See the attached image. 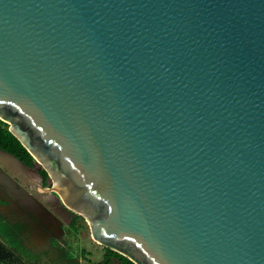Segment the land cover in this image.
<instances>
[{
	"label": "water",
	"instance_id": "95a60500",
	"mask_svg": "<svg viewBox=\"0 0 264 264\" xmlns=\"http://www.w3.org/2000/svg\"><path fill=\"white\" fill-rule=\"evenodd\" d=\"M0 120L104 248L264 264V0H0Z\"/></svg>",
	"mask_w": 264,
	"mask_h": 264
},
{
	"label": "crops",
	"instance_id": "0c3cea01",
	"mask_svg": "<svg viewBox=\"0 0 264 264\" xmlns=\"http://www.w3.org/2000/svg\"><path fill=\"white\" fill-rule=\"evenodd\" d=\"M25 169L23 171L14 170L13 172L15 174L19 173L23 179H27L28 181L33 180L31 171L27 167ZM1 172L0 212H2V215H0V219L9 227L10 234L11 231L14 232L16 240L18 238L21 241L24 249L31 252L33 258L21 259L22 255H18L6 242V239L1 237L2 232H0V241L15 253L24 264H41V259L33 255V249L38 250L40 256L46 258L44 264H70L72 261H75V258H72V260L69 258L68 236L73 231L69 227L70 217L68 214H63L55 208L40 207L35 217L36 221L32 220L30 216L25 214L24 208L20 204L13 203L6 197L11 191L10 187L13 189L17 188L14 181L16 176L10 178V181H8V176ZM78 261L81 262L79 259Z\"/></svg>",
	"mask_w": 264,
	"mask_h": 264
},
{
	"label": "flooded vegetation",
	"instance_id": "af4514ba",
	"mask_svg": "<svg viewBox=\"0 0 264 264\" xmlns=\"http://www.w3.org/2000/svg\"><path fill=\"white\" fill-rule=\"evenodd\" d=\"M24 163V162H23ZM26 167L31 171V176L33 180H27L20 177L19 173L15 174L14 172L11 175H15L16 179H14L15 184L17 185L16 189L11 188L7 198L10 199L11 202L20 204L25 211L27 216H30L32 220H35L36 215L38 214V210L40 207H51L55 208L58 211H61L63 214L66 213L70 217V229L74 233H78L80 231V227L78 226V221L83 219L81 216L77 215L75 212L66 208L61 201L58 199L57 195L44 193L42 188H48L51 186V180L47 172L39 167V165L33 160L32 164L29 165L24 163ZM44 172L46 175H44ZM10 175V176H11ZM18 175V176H17ZM13 178V176H11ZM8 186V185H7ZM104 259L100 263L94 262H86V264H105L107 249ZM77 258L75 261H72L70 264H77ZM111 264H122L116 258H111Z\"/></svg>",
	"mask_w": 264,
	"mask_h": 264
},
{
	"label": "rangeland",
	"instance_id": "374dc122",
	"mask_svg": "<svg viewBox=\"0 0 264 264\" xmlns=\"http://www.w3.org/2000/svg\"><path fill=\"white\" fill-rule=\"evenodd\" d=\"M78 226L80 227V231L78 233L72 232V234L68 236L69 258L71 260L72 258H79L81 262L78 261L77 264H86V262L89 261L94 263H100L104 259L106 250L102 245L92 239L90 228L84 219H80L78 221ZM11 234L10 229L8 227L7 237H11L13 240L18 241L20 243V247H13L10 240L3 233L1 237L6 239V242L18 253V255L33 258L31 256V252H29L28 250L26 251V249H24L21 241L18 238L16 240L14 232L11 231Z\"/></svg>",
	"mask_w": 264,
	"mask_h": 264
},
{
	"label": "trees",
	"instance_id": "16d2710c",
	"mask_svg": "<svg viewBox=\"0 0 264 264\" xmlns=\"http://www.w3.org/2000/svg\"><path fill=\"white\" fill-rule=\"evenodd\" d=\"M0 149L15 155L24 163L32 164L33 158L22 144L10 133L9 126L0 120ZM44 175L46 173L44 172ZM116 258L122 264H134L126 257L107 249V256L105 264H111V258ZM0 264H24L21 259L9 250L0 241Z\"/></svg>",
	"mask_w": 264,
	"mask_h": 264
},
{
	"label": "snow or ice",
	"instance_id": "6c2138e0",
	"mask_svg": "<svg viewBox=\"0 0 264 264\" xmlns=\"http://www.w3.org/2000/svg\"><path fill=\"white\" fill-rule=\"evenodd\" d=\"M19 227V226H18ZM0 232H2L6 237L8 234V227L7 225L3 222L2 219H0ZM10 242L12 243L13 247H20V243L18 241L13 240L11 237H7Z\"/></svg>",
	"mask_w": 264,
	"mask_h": 264
},
{
	"label": "clouds",
	"instance_id": "9594fccd",
	"mask_svg": "<svg viewBox=\"0 0 264 264\" xmlns=\"http://www.w3.org/2000/svg\"><path fill=\"white\" fill-rule=\"evenodd\" d=\"M0 215H2V212H0ZM32 253H33V255H34L35 257L41 259V264H44V260H45L46 258L41 257L40 254H39V252H38V250L33 249V250H32ZM21 259H28V257H26V256H21Z\"/></svg>",
	"mask_w": 264,
	"mask_h": 264
}]
</instances>
